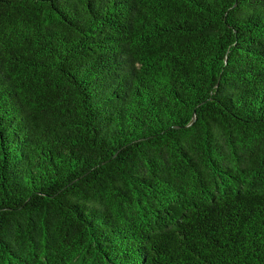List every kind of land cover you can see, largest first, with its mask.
Listing matches in <instances>:
<instances>
[{
	"label": "trees",
	"instance_id": "16d2710c",
	"mask_svg": "<svg viewBox=\"0 0 264 264\" xmlns=\"http://www.w3.org/2000/svg\"><path fill=\"white\" fill-rule=\"evenodd\" d=\"M0 264H264V0H0Z\"/></svg>",
	"mask_w": 264,
	"mask_h": 264
}]
</instances>
